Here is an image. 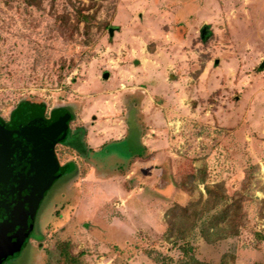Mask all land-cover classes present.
<instances>
[{"label": "rangeland", "instance_id": "rangeland-1", "mask_svg": "<svg viewBox=\"0 0 264 264\" xmlns=\"http://www.w3.org/2000/svg\"><path fill=\"white\" fill-rule=\"evenodd\" d=\"M263 62L264 0H0V113L69 106L72 130L104 144L100 157L63 148L78 170L54 183L38 239L10 264H58L65 241L83 264H264ZM133 103L147 153L121 164L111 157L140 147L134 126L115 140ZM215 182L242 194L237 232L169 236L171 207Z\"/></svg>", "mask_w": 264, "mask_h": 264}, {"label": "trees", "instance_id": "trees-1", "mask_svg": "<svg viewBox=\"0 0 264 264\" xmlns=\"http://www.w3.org/2000/svg\"><path fill=\"white\" fill-rule=\"evenodd\" d=\"M26 5L40 6L41 0H23ZM84 8L78 9V20L85 16ZM67 22V21H66ZM75 30L76 25H72ZM73 31H71V34ZM46 103L43 101L36 102L28 99L20 100L14 108L11 109L9 119H5L0 115V131H12L13 134L20 135V132L25 133L30 126L36 129H42L43 124H46L47 130L51 124L56 127L62 122L66 127L64 134L60 140L69 141L72 136L69 134V125L73 121L75 114L69 106H57L52 108L50 117H46ZM62 116V118H60ZM61 119V120H58ZM28 136V135H27ZM75 137V136H74ZM79 139V138H77ZM75 141V142H74ZM70 140L69 143L76 144V140ZM79 142H81L79 140ZM74 163L69 162L64 169L66 171L74 169ZM200 176L195 175L199 182H206L205 168L201 167ZM206 198L203 201L201 198L190 201L186 205L175 204L168 212L169 229L168 235L174 236L176 239H186L195 226L200 227V232L208 241H216L234 235L237 232V218L234 219L235 210H239L242 194L236 193L229 195L224 182L205 183ZM261 209L264 215V198L261 201ZM184 247L185 253L190 251L191 247L186 244ZM60 256L58 264H83L81 254L73 253L69 248V242L59 243ZM184 264H209L205 261L193 258L189 263ZM219 264H226L222 261Z\"/></svg>", "mask_w": 264, "mask_h": 264}, {"label": "flooded vegetation", "instance_id": "flooded-vegetation-1", "mask_svg": "<svg viewBox=\"0 0 264 264\" xmlns=\"http://www.w3.org/2000/svg\"><path fill=\"white\" fill-rule=\"evenodd\" d=\"M51 111L52 110L46 111V117H50ZM136 111H137L136 103H133L132 105L129 106L127 110L128 117L124 128V134L122 137L115 140L122 141L123 139H125L129 134V129L132 126H134L137 128V130L140 132L141 135L139 140L140 147L137 150L130 149V152L128 151L129 156L127 157L118 154V156L113 155L111 157L112 159L110 160L113 161L116 160L117 162L124 164L130 159H134L136 157H143L147 153V145L145 144V142L142 141L143 134L141 133L140 126L136 120ZM0 115L7 120L10 118L11 110L7 116H4L1 113ZM60 118H62V116H60ZM47 129L48 128L46 127V124H43L42 129H36V127L34 128L30 126V128L27 131H25V133L20 132V135L16 133L13 134L12 131H5V132L0 131V232H1V228H3L2 227L4 225L3 223L4 222L11 223V220L14 218L10 214V210H9V209H14L15 206V204H13L15 202L14 196L17 197V194L15 193L14 195V191L20 189L19 187H22V185L27 188L32 187L30 185H32L33 180L31 181V179L32 176H34L33 173H37L38 171V170L35 171L34 167H36L39 164L41 165L42 163L43 164L48 163V159L49 157H51V155H54L59 165L64 168L69 162H73L75 168L62 174L61 176H59L58 179L55 180L56 182L61 177H64L66 176V174H68L63 179L65 183L67 182V177L69 178L71 176H74L78 170V164L75 159L70 158L65 161L61 159V151L65 146H70L72 149L77 151L79 155L81 154L84 156H86L89 151L93 152L94 153L93 155L99 156L100 154L97 153V151H99V149H101L104 146V144H102L98 148H91V146H89L87 142H85L84 139L80 137L82 134V128L72 130L71 124L69 125V134L71 136L77 135V138H79L80 141L82 142V145L80 146L82 147V149H80L77 145L73 143H69V141L60 140L59 137H58L59 139L53 142V139L56 136V134L60 135L61 131L59 130L58 126L56 127L53 124H51L49 131ZM55 129L56 130L58 129L59 132L55 133ZM54 183L52 184V186L54 185ZM52 186L50 187V189L52 188ZM60 188L61 187H59V191ZM50 189L44 196L40 204V207L37 211L35 225L31 230V233L28 237V243L26 246L31 245L32 240H34L35 238L38 239L37 235H40L39 218L41 216V213L43 212V209H45L44 208L45 205L49 203L51 199V198H47ZM13 198L14 200L12 201ZM4 201L7 202L8 206H5L3 208L2 206H4L3 205ZM19 202H21V197L19 198ZM7 208L8 210L6 211ZM35 233L36 235L34 237L33 234ZM13 260L14 259H9L4 264H10Z\"/></svg>", "mask_w": 264, "mask_h": 264}, {"label": "water", "instance_id": "water-1", "mask_svg": "<svg viewBox=\"0 0 264 264\" xmlns=\"http://www.w3.org/2000/svg\"><path fill=\"white\" fill-rule=\"evenodd\" d=\"M263 66L264 62L261 64V67ZM103 76L104 78H107L109 74L105 72ZM58 127L61 134H56L53 142L59 138L61 139L66 129L63 122ZM59 130L55 129V133H58ZM34 168L35 171H38L37 173H33L34 176H32L31 179V181H33L32 185H30L32 187L27 188L20 183L22 187H19L20 189L14 191V195L16 193L18 198L14 196V209H9L14 220L12 219L11 223L4 222V225L2 226L3 228H1L0 232V264H4L7 260L15 259L20 255L28 243V237L35 225L36 214L44 196L55 180L62 174L68 172L64 167L59 165L54 155L49 157L48 163L39 164ZM20 197L21 202H19ZM3 205V208L8 206L6 201L3 202Z\"/></svg>", "mask_w": 264, "mask_h": 264}, {"label": "crops", "instance_id": "crops-1", "mask_svg": "<svg viewBox=\"0 0 264 264\" xmlns=\"http://www.w3.org/2000/svg\"><path fill=\"white\" fill-rule=\"evenodd\" d=\"M103 144V143H102ZM102 144H100V145H102Z\"/></svg>", "mask_w": 264, "mask_h": 264}]
</instances>
